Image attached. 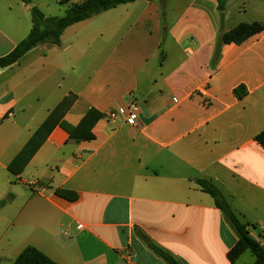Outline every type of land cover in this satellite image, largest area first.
<instances>
[{
    "label": "crops",
    "instance_id": "1",
    "mask_svg": "<svg viewBox=\"0 0 264 264\" xmlns=\"http://www.w3.org/2000/svg\"><path fill=\"white\" fill-rule=\"evenodd\" d=\"M31 1L48 16L84 0ZM29 5L0 0V57L31 32ZM224 10L217 0H138L0 69V264L28 247L57 264H168L151 245L180 264H255L249 251L229 261L238 237L198 184L216 185L264 246V148L255 140L264 132V0H229ZM255 22L263 30L242 44L223 42ZM71 95L45 143L11 172ZM132 101L136 126L127 122ZM89 131L93 140L79 139Z\"/></svg>",
    "mask_w": 264,
    "mask_h": 264
},
{
    "label": "trees",
    "instance_id": "2",
    "mask_svg": "<svg viewBox=\"0 0 264 264\" xmlns=\"http://www.w3.org/2000/svg\"><path fill=\"white\" fill-rule=\"evenodd\" d=\"M25 4H31V0H21ZM138 0H84L82 3L71 4L68 6L66 13L62 17H47L41 9L37 6L31 8V16L33 27L29 35L20 42L10 53L0 57V69L12 67L18 63L25 55L41 45L60 46L62 36L65 31L78 23L93 19L107 11L115 9L121 5L136 2ZM158 1L162 7H166V0H149ZM229 0H217L220 10H224ZM263 26L257 22L248 24L242 23L230 32H228L223 39L224 43L242 44L251 36L261 32ZM162 54V52H161ZM218 55V53H217ZM243 95V87L240 89ZM238 93V90L236 91ZM76 96L71 95L62 101V103L53 111L49 118L42 124L38 131L26 144L21 153L17 156L15 161L9 166L11 172H16L14 165L21 164L20 172L25 165L33 158L37 151L47 140L53 128L60 123L64 113L68 107L75 101ZM90 114V113H89ZM88 116L76 129H81L84 123H87ZM94 123L91 125L93 126ZM61 125L72 134V129L67 125ZM95 137L89 131L85 136L79 139L93 140ZM255 140L264 148V132L259 133ZM198 184L202 191L209 194L215 201L217 208H219L231 228L238 237V242L228 253V259L231 263H235L245 252H251L255 258V264H264V246L261 245L250 233L249 225L243 223L237 214L233 211L227 199L224 197L219 188L210 180L200 179ZM57 195L66 197L67 192L62 190L56 191ZM5 204L0 202V208ZM137 234L143 239L147 237L137 230ZM153 251L165 260L168 264H180V262L166 250L151 245ZM12 264H57L51 260L44 253L40 252L34 247L26 248Z\"/></svg>",
    "mask_w": 264,
    "mask_h": 264
},
{
    "label": "rangeland",
    "instance_id": "3",
    "mask_svg": "<svg viewBox=\"0 0 264 264\" xmlns=\"http://www.w3.org/2000/svg\"><path fill=\"white\" fill-rule=\"evenodd\" d=\"M65 12H66L65 7H62V6L58 5V7H51L49 11L47 10V13L46 14L48 15L47 17H61V16H64ZM102 15L94 18L92 21L88 22L87 24H82L81 27L76 28L75 30L77 32H81V31L87 32L88 30H90L91 27L92 28H100V26H102V24H103V21L104 20H108V17H109L108 16V17L105 18ZM72 34H73V31L67 30L66 31V34H65V36L63 38L67 42H69L70 38L72 37ZM97 42L101 43L102 45H105V40L103 39V36H102V38L101 37L98 38V40L96 41V43ZM249 255H251V254L249 253Z\"/></svg>",
    "mask_w": 264,
    "mask_h": 264
},
{
    "label": "built area",
    "instance_id": "4",
    "mask_svg": "<svg viewBox=\"0 0 264 264\" xmlns=\"http://www.w3.org/2000/svg\"><path fill=\"white\" fill-rule=\"evenodd\" d=\"M140 114H141V107L139 105V103L137 101H132L129 105V113H128V118H127V122L130 125H138L139 121H140ZM117 115L116 113H111L109 115L110 118H115ZM9 118L13 117L12 113H9L8 115Z\"/></svg>",
    "mask_w": 264,
    "mask_h": 264
},
{
    "label": "water",
    "instance_id": "5",
    "mask_svg": "<svg viewBox=\"0 0 264 264\" xmlns=\"http://www.w3.org/2000/svg\"><path fill=\"white\" fill-rule=\"evenodd\" d=\"M29 6H30V7H32L33 5H32V4H30ZM221 37H224V34H222V35H221Z\"/></svg>",
    "mask_w": 264,
    "mask_h": 264
}]
</instances>
